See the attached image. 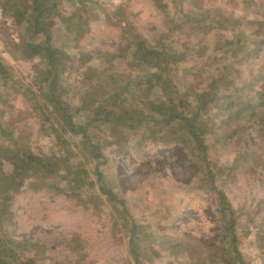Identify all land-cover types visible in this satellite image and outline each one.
Returning <instances> with one entry per match:
<instances>
[{"label":"trees","instance_id":"16d2710c","mask_svg":"<svg viewBox=\"0 0 264 264\" xmlns=\"http://www.w3.org/2000/svg\"><path fill=\"white\" fill-rule=\"evenodd\" d=\"M150 1L168 27L151 38L144 27L125 22V10L115 8V0H0V25L10 19L16 28L2 51L34 62L28 85L0 58V264H117L93 258L79 235L65 244L69 260L54 258L55 246L11 235L20 197L44 189L63 196L69 214L107 219L111 238L128 246V257L119 264H157L153 246L176 253L184 245L158 233L153 223L140 222L102 170L115 160L112 154L145 153L149 143H183L198 166L183 189L218 201L222 243L190 264H254L241 243L256 227L255 244L264 253V209L236 205L229 193L242 165L264 187V159L242 142L253 123L264 145V56L254 63L264 46V10L262 18L247 20L250 38L238 30L244 17L187 9L188 0ZM253 1L247 0L250 6ZM97 20L120 28L110 51L84 47ZM196 23L204 27L192 42L173 40L178 30ZM213 31L226 35L217 42L222 56L198 65L191 57ZM118 60L126 63L124 70L116 69ZM187 62L179 76L180 64ZM244 64L249 69L241 78ZM195 72H206L208 82L186 85L183 78ZM19 98L21 106L15 103ZM220 149L234 155L219 166L212 155ZM82 157L93 163L92 170Z\"/></svg>","mask_w":264,"mask_h":264},{"label":"rangeland","instance_id":"374dc122","mask_svg":"<svg viewBox=\"0 0 264 264\" xmlns=\"http://www.w3.org/2000/svg\"><path fill=\"white\" fill-rule=\"evenodd\" d=\"M171 2V0H165ZM251 1V0H250ZM115 8L125 10L124 20L136 26L144 27L143 32L149 37L157 36L160 32H167L163 15L153 6L150 0H115ZM250 6L247 0H188L187 9L208 13L218 11L236 17H244L246 22L239 31L245 30L253 38V30L247 20L260 19L263 16L264 0H254ZM171 6V5H170ZM0 25V58L14 69L17 76L30 85L34 62H26L19 55L11 51H2L5 41L11 40L16 28ZM155 27V29H152ZM204 23L188 25L178 30L173 40L192 42L194 37L203 29ZM254 26L253 29H256ZM91 37L84 43L85 48L99 47L103 51L112 50L119 38L120 28L97 20L91 24ZM221 34V36H220ZM222 32L213 31L205 34L198 53L191 59H197L198 65L210 62L215 56H222L218 41L225 40ZM3 46V47H1ZM264 56V46L256 50L255 62L261 64ZM224 58V57H222ZM232 59H225V62ZM180 64L179 76L183 75ZM126 63L116 61V69L124 70ZM249 65L241 66L239 77L246 78ZM207 73L189 74L183 78L186 85H204L208 80ZM74 79L71 77V80ZM21 106L19 98L16 102ZM260 127V126H259ZM243 146L255 153L254 157L264 159V145L258 136L253 123H248L242 135ZM231 149H220L212 157L220 166L232 159ZM110 164L104 165L102 170L107 180L116 192L124 197L132 209L133 215L143 224L151 222L158 233L168 234L179 245H184L177 252L169 248L153 246L151 249L157 264H190L196 262L200 255L215 250L221 243L225 227L219 216V204L215 196L202 192H188L183 189L195 178L198 166L192 161L183 143L170 145L148 144L145 153L126 150L116 156ZM82 161L85 159L82 157ZM89 170L93 169L92 162H86ZM246 165H242L229 184V193L234 204L244 205L248 209L257 211L260 206L264 209V187L251 175L243 172ZM69 202L63 196L44 189L37 194L29 193L20 197L16 206L15 225L9 228L13 237L18 240L46 244L57 247L54 258L70 259V254L64 249L66 242L73 236L79 235L85 241L88 251L94 257H106L111 263H121L128 257L126 243L117 244L110 236L111 226L107 219L97 217L93 219L81 211L69 214ZM261 209V210H262ZM258 220V219H257ZM256 227L251 236L244 238L241 248L244 254L254 264H264V253L255 244L259 237ZM49 262V261H48ZM51 263V262H50ZM127 264H134L132 261Z\"/></svg>","mask_w":264,"mask_h":264}]
</instances>
